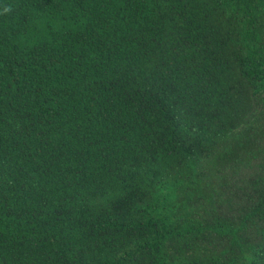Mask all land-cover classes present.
Masks as SVG:
<instances>
[{
	"label": "trees",
	"instance_id": "trees-1",
	"mask_svg": "<svg viewBox=\"0 0 264 264\" xmlns=\"http://www.w3.org/2000/svg\"><path fill=\"white\" fill-rule=\"evenodd\" d=\"M0 264H264V0H0Z\"/></svg>",
	"mask_w": 264,
	"mask_h": 264
}]
</instances>
